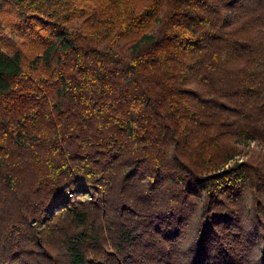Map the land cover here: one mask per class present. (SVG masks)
I'll return each mask as SVG.
<instances>
[{
	"label": "trees",
	"instance_id": "obj_1",
	"mask_svg": "<svg viewBox=\"0 0 264 264\" xmlns=\"http://www.w3.org/2000/svg\"><path fill=\"white\" fill-rule=\"evenodd\" d=\"M1 11L0 264H264V0Z\"/></svg>",
	"mask_w": 264,
	"mask_h": 264
},
{
	"label": "rangeland",
	"instance_id": "obj_2",
	"mask_svg": "<svg viewBox=\"0 0 264 264\" xmlns=\"http://www.w3.org/2000/svg\"><path fill=\"white\" fill-rule=\"evenodd\" d=\"M0 16H3L2 11L0 12ZM14 31H16V28H14ZM10 34H11V30H7V31H1L0 30V41H3V42L10 41L11 42L12 39L8 40V38L10 37ZM16 41L18 42L19 40H16ZM252 148H253L252 151L254 150L256 152V154H260V152H264L263 151L264 148L261 145L253 144Z\"/></svg>",
	"mask_w": 264,
	"mask_h": 264
}]
</instances>
